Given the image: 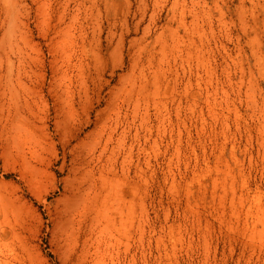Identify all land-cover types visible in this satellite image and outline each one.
<instances>
[{
	"label": "rangeland",
	"instance_id": "374dc122",
	"mask_svg": "<svg viewBox=\"0 0 264 264\" xmlns=\"http://www.w3.org/2000/svg\"><path fill=\"white\" fill-rule=\"evenodd\" d=\"M0 264H264V0H0Z\"/></svg>",
	"mask_w": 264,
	"mask_h": 264
},
{
	"label": "bare ground",
	"instance_id": "6f19581e",
	"mask_svg": "<svg viewBox=\"0 0 264 264\" xmlns=\"http://www.w3.org/2000/svg\"><path fill=\"white\" fill-rule=\"evenodd\" d=\"M2 94H1V96H2ZM83 181H81L78 184L77 192L73 193V197H71V199L73 201V202H71V203H73V207H71V208H73V217H74V215H76L78 217L77 224L79 225V227L81 226L80 225L81 223L87 222L86 220L88 219V217L90 215H93V212H96L95 214H99L98 213V208H99L98 202L101 201V200H104V199L100 198V194L101 193L98 190L97 184H96V182H95V180L93 178L88 176V177L84 178ZM71 203H69V204H71ZM77 217H76V219H77ZM94 218L96 219V217H94ZM73 219H75V218H73ZM72 224L74 226V220L72 221ZM77 229H78V227H77Z\"/></svg>",
	"mask_w": 264,
	"mask_h": 264
}]
</instances>
